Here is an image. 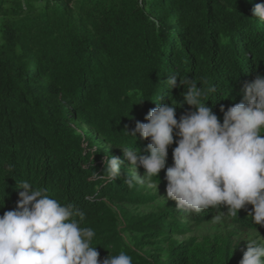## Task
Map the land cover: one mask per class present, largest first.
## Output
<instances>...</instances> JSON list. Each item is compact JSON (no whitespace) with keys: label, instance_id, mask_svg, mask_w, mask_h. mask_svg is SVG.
Instances as JSON below:
<instances>
[{"label":"trees","instance_id":"trees-1","mask_svg":"<svg viewBox=\"0 0 264 264\" xmlns=\"http://www.w3.org/2000/svg\"><path fill=\"white\" fill-rule=\"evenodd\" d=\"M260 3L264 0H0V216L16 209L23 190L18 185L28 181L84 213L83 220L75 219L94 230L92 244L101 260L123 251L132 264H239L243 254L229 236L176 237L215 214L264 236V226L248 216L251 205L236 216L226 207L199 214L168 207L129 216L119 206H141L151 198L144 196L146 186L124 184L131 169L120 147L150 155V140H136L127 131L137 121L146 123L161 100L177 102L178 121L195 110L183 97L187 77L208 92L202 102L209 99L206 106L223 122L221 107L226 111L241 102L244 84L264 75V21L253 17ZM173 74L185 88H167ZM176 146L168 148L166 168ZM108 156L122 161L115 180L103 173ZM166 168L159 179L152 177L163 188ZM144 171L138 167L140 176ZM113 206L138 235L136 247L154 254L142 259L123 247Z\"/></svg>","mask_w":264,"mask_h":264},{"label":"clouds","instance_id":"clouds-1","mask_svg":"<svg viewBox=\"0 0 264 264\" xmlns=\"http://www.w3.org/2000/svg\"><path fill=\"white\" fill-rule=\"evenodd\" d=\"M253 17L264 21V3L254 6ZM177 77L170 76L167 88L184 87L181 78L177 84ZM185 82L184 101L195 110L178 121L177 102L172 100L170 105L161 100L146 114V123L137 121L134 130H126L136 140L137 136L150 140V155H140L137 147H120L131 169L124 184L129 188L146 185L158 192L159 184H154L152 177L159 179L160 171L166 168L168 148L175 142L173 164L166 168L165 199L174 200L176 209L185 214L226 207L227 213L236 216L251 205L248 216L255 225L264 226V75L257 74L251 83L244 84L241 102L226 111L221 107L222 123L206 106L209 99L202 102L208 92L192 78H185ZM174 136L178 137L175 141ZM141 166L143 176L138 173ZM121 169L122 161L117 157L108 156L104 161L106 179L121 177ZM18 187L23 190L16 209L0 216V264H132L123 251L99 259L100 253L92 244L95 232L80 226L75 217L83 220L84 213L76 206L61 205L46 189L28 181H21ZM246 241L239 264H264V239Z\"/></svg>","mask_w":264,"mask_h":264},{"label":"rangeland","instance_id":"rangeland-1","mask_svg":"<svg viewBox=\"0 0 264 264\" xmlns=\"http://www.w3.org/2000/svg\"><path fill=\"white\" fill-rule=\"evenodd\" d=\"M21 1H25V0H21ZM87 130L90 131L89 129ZM144 196L151 198L150 202L141 206L121 205L119 207L125 210V212L132 217L145 216L148 214H156L168 207L171 209H176V202L174 200L165 199L166 188L158 186V192H157L155 188H148L146 186ZM112 208L114 212H116L118 215L119 221L117 223V232L123 247L132 250L142 259H145L147 257L146 255L147 253L154 254V252L151 251V249L142 250L139 246L136 247L138 235L132 233V231L128 227L127 220L124 219L118 207L113 206ZM217 215L221 217L219 220L215 219ZM189 226L191 232L185 236L176 237L178 241H184L189 238H197L201 240L204 237L213 238L217 235L229 236L233 248L238 254H243L244 251H246L247 239H251V238L264 239V237H260L261 235L260 232L259 234L255 230L240 229L232 222V220L229 219V217L221 214H215L208 221L200 225L190 224ZM155 254L159 255L160 252L158 253L156 252ZM164 256L165 254L162 255V257Z\"/></svg>","mask_w":264,"mask_h":264}]
</instances>
